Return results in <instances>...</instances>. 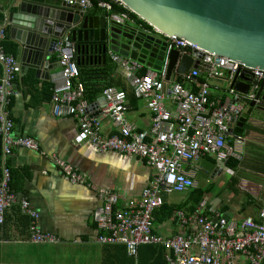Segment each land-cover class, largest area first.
I'll return each instance as SVG.
<instances>
[{
	"label": "built area",
	"instance_id": "obj_1",
	"mask_svg": "<svg viewBox=\"0 0 264 264\" xmlns=\"http://www.w3.org/2000/svg\"><path fill=\"white\" fill-rule=\"evenodd\" d=\"M51 1V0H47ZM68 6H77L81 14L99 9L107 19L124 26L133 19L121 0H58ZM114 7L123 9L114 12ZM131 13V12H130ZM48 24H51L50 22ZM6 23L0 21V42L6 38ZM158 34V32L153 31ZM165 57L159 72L148 70L140 75L143 65L118 54L109 53L112 61L124 74L136 100L142 101L152 114L149 129L138 130L126 119L125 93L105 88L97 101L99 117H91L89 106L84 100V86L80 82L75 63V45L64 34L52 48L59 66L52 78L50 113L53 117H72L76 120L77 131L73 143L88 142L99 151L114 150L128 155L139 156L152 167L154 174L142 190L140 199L118 202L117 196L100 190L101 205L92 212L97 228L102 232L96 236L99 243L123 244L129 256H136L140 245H160L164 250L167 264H264V207L255 217L245 216L238 225L228 219L219 208L200 202L190 213L175 211L176 230L170 237L153 232L154 212L164 203V195L180 193L193 187V181L184 164L194 162L204 155L215 158L217 163L226 162L234 155V148L226 143L229 125L235 124L249 103L264 110V73L245 69L243 65L225 57L203 51L199 47L177 37H164ZM174 51L177 61L182 56L202 54L205 65V80L198 70L190 69L184 74L176 71L177 61L170 75L175 81H166L168 55ZM0 144L3 161L0 174V224L5 212L20 204L22 212L30 218L29 242L52 243L53 235L41 233L35 226L37 215L24 199L10 188L11 172L5 160L15 147L36 149L33 138L14 136L13 121L9 107L12 83L20 73L19 62L5 52L0 45ZM243 74L249 83L245 95L231 88L235 74ZM208 79L224 80L230 97L224 104L210 100ZM262 82L260 94L255 93ZM183 84L194 89L191 92ZM108 119L114 129L110 135L101 129V120ZM236 142L244 137L232 134ZM64 179L70 183H81L82 175L71 166L54 159Z\"/></svg>",
	"mask_w": 264,
	"mask_h": 264
},
{
	"label": "crops",
	"instance_id": "obj_2",
	"mask_svg": "<svg viewBox=\"0 0 264 264\" xmlns=\"http://www.w3.org/2000/svg\"><path fill=\"white\" fill-rule=\"evenodd\" d=\"M8 6L7 0H0V21L6 23V38L0 45L3 48L6 45L9 51L5 52L12 50L8 54L18 60V43L10 37L6 22ZM87 14L105 16L96 8ZM133 21L142 25L136 19ZM155 36L164 40L159 35ZM44 63V71H38L37 76L31 69L20 71L12 83L9 107L14 136L33 138L37 148L15 147L5 163L10 167L11 190L19 201L24 199L36 213L38 230L53 235L55 241L43 244L29 242L30 218L22 212L20 204L12 205L0 224V264H167L160 245H140L136 256L132 257L123 244L96 242V236L102 234L92 219V212L101 205L98 191L114 193L122 204L139 200L154 171L139 156L114 150L99 151L88 142L74 144L78 128L76 120L72 117L56 118L50 113L52 78L59 71L55 54L47 57ZM105 63L106 71L98 73L103 75L100 76L103 80L92 82L125 93L127 121L138 130L149 129L152 114L142 101L134 98L111 55L107 54L103 63L79 65L85 69L103 70ZM144 71L146 73L148 69L143 65L140 75ZM201 79L205 80L204 73H201ZM169 81H175V78L170 75ZM214 82L226 83L224 80ZM207 84L212 102L224 104L230 100L218 84ZM182 87L194 92L186 84ZM99 97L100 94L90 96L91 101L87 103L91 117H99L98 110L92 106L97 104ZM101 129L109 135L114 132L110 121L105 118L101 120ZM240 134L244 137L242 142H236L232 135L226 137V143L236 149L226 162L220 164L214 157L204 155L183 165L192 177L193 187L180 192L185 193L180 203L170 204L163 200L164 204L177 208L172 210L169 218L159 222L154 220L155 234L166 238L175 233L177 220L174 212L190 213L179 207L183 204L187 207L189 197L198 189L204 191L200 202L219 208L238 225L245 216L255 217L257 210L264 207V118L249 116ZM256 149L263 152L257 154ZM54 159L68 163L73 171L82 175L83 181L72 184L64 179ZM232 161L234 166L230 165ZM2 163L0 144V174ZM216 165L218 169L213 174ZM201 172L208 177L204 186L195 180ZM225 174H228L226 179Z\"/></svg>",
	"mask_w": 264,
	"mask_h": 264
},
{
	"label": "water",
	"instance_id": "obj_3",
	"mask_svg": "<svg viewBox=\"0 0 264 264\" xmlns=\"http://www.w3.org/2000/svg\"><path fill=\"white\" fill-rule=\"evenodd\" d=\"M6 22L10 37L18 43L20 71H44L45 59L51 54L58 38L69 35L75 45L76 65L105 62L114 53L159 72L165 57L166 43L156 37L174 36L243 65L245 69L264 73V0H121L127 9L151 29L135 21L118 25L104 17L81 14L77 6L58 0H7ZM11 9L15 10L14 12ZM51 24H48V23ZM166 81L177 61L169 52ZM202 54L182 56L176 71L190 69L205 72ZM58 64V63H57ZM247 79L237 72L231 88L245 95ZM262 82L255 93L258 98ZM264 102V97L260 98ZM97 109V105H92ZM254 107L249 103L235 124L229 125L227 136L243 132ZM99 112V111H98ZM218 166L214 167L216 172Z\"/></svg>",
	"mask_w": 264,
	"mask_h": 264
},
{
	"label": "trees",
	"instance_id": "obj_4",
	"mask_svg": "<svg viewBox=\"0 0 264 264\" xmlns=\"http://www.w3.org/2000/svg\"><path fill=\"white\" fill-rule=\"evenodd\" d=\"M114 12H121L123 11L122 8L120 7H114L113 9ZM88 13V12H87ZM129 15L132 19H136L138 22H141L147 29H151L148 25H146L144 22H142L138 17H136L133 13L129 12ZM4 50L7 52L9 51L6 48V45H4ZM10 52L12 53V50H10ZM8 52V53H10ZM78 74H79V79L80 82L83 84L84 86V99L86 101V103H90L91 101V97H95L98 94H101V92L105 89L108 88V86H103L102 84H99V82H92V81H100L103 80L102 74H98L99 72H105L106 68H107V63H105L103 65V70H98V69H85L83 68V66L81 65H76ZM145 71L142 72V74L144 75ZM231 166L235 165V162H231L230 163ZM204 191L203 190H195L191 196L189 197V202H187L188 206L186 207L185 204H183L182 206H180L179 208L183 209L186 212H191L192 209L194 208L195 205H198L201 197L203 195ZM177 207H170L166 204L163 203V205L154 212V220L157 219L156 221H163L164 219H167L170 217L172 210H174Z\"/></svg>",
	"mask_w": 264,
	"mask_h": 264
},
{
	"label": "rangeland",
	"instance_id": "obj_5",
	"mask_svg": "<svg viewBox=\"0 0 264 264\" xmlns=\"http://www.w3.org/2000/svg\"><path fill=\"white\" fill-rule=\"evenodd\" d=\"M216 80L213 79H208L207 82L208 83H214V84H218L221 87V91L225 92L228 89V83H222V82H214ZM263 110V109H262ZM261 109H258L257 107H253L251 112H250V117L254 118V119H261L264 118V111H262ZM246 127V126H245ZM244 127V129H245ZM228 144V143H227ZM230 145V144H228ZM231 146V145H230ZM233 147V146H232ZM234 148V147H233ZM235 149V148H234ZM236 150V149H235ZM257 154L262 153L263 151L260 149H256L255 151ZM225 179L228 177V174H225ZM208 177L204 174V173H199L198 176H196L195 180L196 182H198L199 184H201L202 186L206 185V181H207ZM214 191V190H213ZM185 193H171L169 195H164L163 198L166 202L170 203V204H177L180 203V201L182 200Z\"/></svg>",
	"mask_w": 264,
	"mask_h": 264
}]
</instances>
